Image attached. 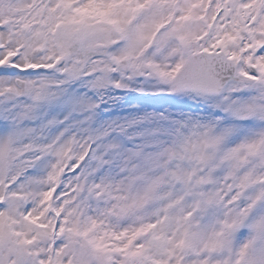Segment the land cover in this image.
I'll list each match as a JSON object with an SVG mask.
<instances>
[{
	"label": "snow or ice",
	"instance_id": "1",
	"mask_svg": "<svg viewBox=\"0 0 264 264\" xmlns=\"http://www.w3.org/2000/svg\"><path fill=\"white\" fill-rule=\"evenodd\" d=\"M0 264H264V0H0Z\"/></svg>",
	"mask_w": 264,
	"mask_h": 264
}]
</instances>
